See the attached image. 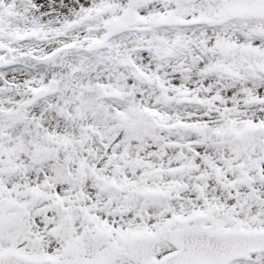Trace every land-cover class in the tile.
I'll return each instance as SVG.
<instances>
[{
    "label": "snow or ice",
    "instance_id": "snow-or-ice-1",
    "mask_svg": "<svg viewBox=\"0 0 264 264\" xmlns=\"http://www.w3.org/2000/svg\"><path fill=\"white\" fill-rule=\"evenodd\" d=\"M0 264H264V0H0Z\"/></svg>",
    "mask_w": 264,
    "mask_h": 264
}]
</instances>
